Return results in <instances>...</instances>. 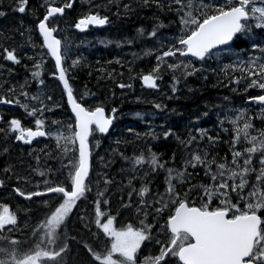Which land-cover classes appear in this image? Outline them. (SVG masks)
<instances>
[{
	"label": "trees",
	"instance_id": "1",
	"mask_svg": "<svg viewBox=\"0 0 264 264\" xmlns=\"http://www.w3.org/2000/svg\"><path fill=\"white\" fill-rule=\"evenodd\" d=\"M33 1H29L31 8L21 13L27 0H0V85L15 82L20 87V79L13 80L11 72H5L10 71L5 52L16 48L23 52L21 70L18 68L22 74L37 70L39 76L32 80L31 95L40 92L36 85L44 82L46 71L48 82H54L50 76L56 75L53 65L52 70L35 66L39 54L31 51L33 46L24 37L30 29V38L39 39L36 21L43 17L46 3L40 0L42 6L34 8ZM243 1L77 0L71 17L67 21L61 18L57 33L64 41L67 71L70 64L77 65L67 72L77 100L90 110L104 107L115 116L107 135L95 134L92 172L81 195L101 212L81 200L77 214L74 210L68 213L75 241L67 264H113L106 261L113 255L112 239L98 228L96 217L113 218L116 228L141 233L142 243L132 264H181L177 249L168 250L174 239L168 219L181 201L216 208L217 198L212 200L208 192L218 185L224 171L231 175L226 176L223 190L234 200L243 194L251 198L259 186L264 218V104L256 102L264 95V15L259 22L255 5H250L253 14L231 44L201 60L182 54L183 39L203 21ZM252 2L264 6L262 0ZM89 13L109 16L111 25L98 33H76L73 24ZM166 52L173 56L165 58ZM145 74L157 77L156 89L143 88L141 77ZM56 86L57 95L44 110L45 117L55 123L54 127L48 124V136L31 147L21 145L11 157L0 158V164L15 167L16 179L30 177L34 171L46 176L47 170H55V180L35 178V182L69 187L78 157H69L58 132L63 123L74 130L75 119L65 93ZM142 93L144 98L139 97ZM148 93L156 94L154 102L146 101ZM126 111L127 115H119ZM15 112L19 118L30 114L33 121L25 119L27 126L37 119L41 122V117L33 116L32 106L25 113L21 108ZM1 198L8 197L0 190ZM40 205L41 201L38 205L14 203L16 230L27 232L26 240H30L19 242L18 249L26 250L37 239L34 227L43 212ZM6 237L8 243L2 241L0 249L9 246L7 251L11 237ZM189 240L182 234L180 245ZM52 261L47 256L45 264Z\"/></svg>",
	"mask_w": 264,
	"mask_h": 264
},
{
	"label": "water",
	"instance_id": "2",
	"mask_svg": "<svg viewBox=\"0 0 264 264\" xmlns=\"http://www.w3.org/2000/svg\"><path fill=\"white\" fill-rule=\"evenodd\" d=\"M63 13L64 8L50 7L49 12L39 23L38 28L46 48L56 63L58 77L65 91L67 103L76 120L79 165L70 190L55 187L36 194L26 195V197L31 198L62 193L68 200L76 199L84 190L91 172L90 138L92 128L95 126L101 133L107 134L114 120L113 116H107L103 107L88 110L82 103L77 101L72 92L70 81L63 68L60 42L54 37V31L48 25L50 18ZM248 17L249 14L245 8L237 6L208 19L200 25L192 36L183 41V44L187 47L183 54L202 59L207 52L232 43L242 29L243 20ZM107 24L108 18L91 15L80 20L76 27L84 32L90 27L104 28ZM171 55L172 53H166L165 57ZM11 58L13 59L12 55ZM142 83L147 89H151L156 86V79L151 75H145L142 78ZM25 134L29 136L26 142L32 143L39 136H43L44 131L29 130ZM168 223L170 232L176 235L173 244L180 232H187L192 238L191 243L182 246L178 251L177 255L182 264H254L253 262L244 261L252 253L255 240L259 235L261 218L256 214L230 220L226 211H202L197 207H189L186 202H183Z\"/></svg>",
	"mask_w": 264,
	"mask_h": 264
},
{
	"label": "rangeland",
	"instance_id": "3",
	"mask_svg": "<svg viewBox=\"0 0 264 264\" xmlns=\"http://www.w3.org/2000/svg\"><path fill=\"white\" fill-rule=\"evenodd\" d=\"M33 5H35L36 7L35 0L33 1ZM254 13L255 19H258L259 22H262L260 19L264 15V6L260 2L259 4L255 3ZM24 37L26 38V36ZM46 65L49 66L48 63ZM76 66L77 65L70 64L68 71H74ZM10 76L11 78H13V80H15L16 72L12 71L10 73ZM21 85H23L22 82L20 83V86ZM11 86H15V82H12ZM57 90V86H55L54 90L51 93L53 96L52 101L54 100L55 95H57ZM40 92H37L32 95L33 100L31 101V106L33 108V116L39 114L43 115L44 110L46 108V105L43 103V101L38 98ZM155 93L153 94L154 96L157 94ZM141 96H145L144 93H142V95H139V97ZM154 96H152V93H148V95H146V99L149 97L150 99L145 100L154 102ZM136 99L140 100L138 96ZM128 113L129 111L121 112L119 115L125 116ZM137 116H139L140 118L144 117V115L141 113H138ZM61 128L62 131L58 132V137L60 140H64L63 149L66 150L69 157L72 158L71 156L77 155L78 153V147L76 145L75 139V127L73 130L69 124L67 125L63 123ZM96 138L97 136L94 135V142ZM149 160L151 163L154 161L152 157ZM71 161L72 160H70L69 162L71 163ZM77 165L78 158L75 170L77 168ZM230 175V172H222L219 177L218 185L215 188L209 190V197L212 200L214 198H217V202L219 203L216 208L210 210L217 211L225 209L234 216L244 215L257 211L258 208H260V191L257 190L259 189V187L257 186V188H255L256 194H252L251 198L243 194L242 196H239L238 200H234V198H232L228 193H226V191L223 190V187L225 186V181L226 179H228L226 178V176ZM57 177L58 175H56V171L50 170V180H55ZM72 181L73 177L71 179L70 186L72 185ZM47 186L50 187L52 186V184L48 183ZM242 198L244 200H242ZM81 200H84V202H86V200L82 197L78 200H75V202H68L61 195H56L49 200L47 199L43 203V205H41L43 212L42 215L39 216V220L37 221V224H35L34 227L35 238L37 237V239H33V245H28L27 250L21 253L14 254L13 252H10L4 255L0 254V264L2 263V261H6L8 259H12L13 261H15L16 264H45L47 256H50L54 259V261H52L53 264H67L68 252H71V250L73 249L72 245L75 241L73 239L74 234L71 221H69L70 219L68 217V213L74 210V215H76L78 211V206L82 204ZM105 201L107 202V200ZM88 206H90V208L92 209H95V211H98L99 213L101 212L98 207L92 206L91 203H88ZM1 207L3 206H0V209ZM93 214L94 216H96L94 212ZM96 219L98 220V228L100 230L103 229L105 236L111 237L112 239L111 249L113 251V255L111 256L112 258L109 257L110 259L107 258L106 261L113 264L116 261H120L121 264H132L135 250L141 245V233L137 229H125L119 227L116 228L113 221H111L113 218L99 220V217H96ZM100 226L102 228H100ZM54 231L56 232L52 235ZM57 231L59 235H57ZM20 239H22V237ZM24 241H26V239ZM256 258L258 260H264V253L257 254Z\"/></svg>",
	"mask_w": 264,
	"mask_h": 264
},
{
	"label": "flooded vegetation",
	"instance_id": "4",
	"mask_svg": "<svg viewBox=\"0 0 264 264\" xmlns=\"http://www.w3.org/2000/svg\"><path fill=\"white\" fill-rule=\"evenodd\" d=\"M31 0H27V3L21 5L19 12L24 10H28L31 8L29 4ZM36 7L39 8L41 5L40 0H35ZM28 6V7H27ZM27 7V8H26ZM45 9V8H44ZM38 10V9H37ZM13 93H10V96H6L5 93L2 95L0 93V99L3 97L10 98L12 101L7 105L0 104V152L1 157L4 158V155L12 156L16 150H19L21 145L23 147H31L32 145H28L25 143L24 139L21 137L25 130L32 127H26L25 118L15 117V109L23 108L26 106L28 102L32 99L28 98L25 95H22L20 91V87H14ZM46 91H42L38 96L40 99L48 98ZM43 96V97H41ZM43 122H46L45 119H41ZM49 121H53L50 119ZM62 122L61 120H59ZM60 124V123H59ZM58 124V125H59ZM62 124V123H61ZM41 140H38L40 143ZM3 163V162H2ZM36 170V169H35ZM48 174L46 176L43 175H31L30 177L25 175L24 178L16 179V171L15 167H10L5 164H0V190L5 191L8 198L0 200V205L4 206L3 212H0V243L2 238L5 237V234H9L11 237L10 243L15 244L16 242H23L26 239L27 232H22L21 230L17 231L18 220L14 215V203H28L31 202L35 205H38L35 201L38 200L39 197H26V195L35 194L37 190L47 187V185H39L35 182V178L43 179L49 178L50 170H47ZM35 175V176H34ZM22 193V194H21ZM25 194V195H24ZM18 197V198H17ZM42 198L39 199V201ZM10 216L9 220H1L3 216ZM30 232V231H29ZM31 233V232H30ZM22 237V239H20ZM19 238V239H16ZM22 250H15L14 253H21ZM15 264V263H14Z\"/></svg>",
	"mask_w": 264,
	"mask_h": 264
},
{
	"label": "bare ground",
	"instance_id": "5",
	"mask_svg": "<svg viewBox=\"0 0 264 264\" xmlns=\"http://www.w3.org/2000/svg\"><path fill=\"white\" fill-rule=\"evenodd\" d=\"M173 56V55H172ZM143 76V75H142ZM106 109V108H105ZM262 137V136H261ZM78 154V153H77ZM93 166V165H92ZM92 170V169H91ZM92 172V171H91ZM73 182V181H72ZM63 187V186H62ZM22 194V193H21ZM25 195V194H24Z\"/></svg>",
	"mask_w": 264,
	"mask_h": 264
}]
</instances>
